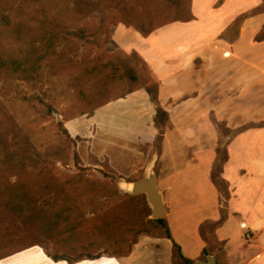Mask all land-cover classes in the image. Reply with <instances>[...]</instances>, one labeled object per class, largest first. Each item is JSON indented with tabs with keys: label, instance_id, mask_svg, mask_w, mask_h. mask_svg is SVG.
Masks as SVG:
<instances>
[{
	"label": "rangeland",
	"instance_id": "374dc122",
	"mask_svg": "<svg viewBox=\"0 0 264 264\" xmlns=\"http://www.w3.org/2000/svg\"><path fill=\"white\" fill-rule=\"evenodd\" d=\"M188 6L189 0H0V46L22 65L35 66L30 77L17 73L0 78L6 148L34 154L41 173L26 182L38 183L41 205L47 197L68 195L83 222L74 230L57 226L56 238L86 254L126 257L141 238L165 235L163 225L150 218L145 195L119 187L139 180L155 151L149 116L144 115L146 124L138 132L140 122L131 105L143 104L142 98L119 102L153 80L147 66L110 37L120 24L148 31L176 18L186 20ZM220 127L223 135L228 133ZM226 152L219 146V160ZM218 168L219 163L211 178L226 197L227 185L216 179ZM193 203L181 205L185 207L177 214L182 233L191 231ZM208 242L210 251L223 255L221 245ZM28 246L45 256L43 246L53 249L37 226L24 224L0 201V257ZM174 251L173 264H185ZM36 256L43 260L39 252Z\"/></svg>",
	"mask_w": 264,
	"mask_h": 264
},
{
	"label": "crops",
	"instance_id": "0c3cea01",
	"mask_svg": "<svg viewBox=\"0 0 264 264\" xmlns=\"http://www.w3.org/2000/svg\"><path fill=\"white\" fill-rule=\"evenodd\" d=\"M262 7V0H191L190 21L169 23L148 36L124 24L113 28L110 39L147 66L169 114L161 154L154 151L149 163L159 166L157 186L171 239L143 237L126 257L74 264H173V242L190 261L213 255L218 264H264V40L255 39L264 25ZM136 98L144 102L131 104L138 132L148 115L153 148L155 104L145 89L119 103ZM221 122L232 134L221 133ZM221 145L227 151L221 172L226 197L211 178ZM192 203L191 231L182 233L176 217L181 205ZM212 223L218 225L211 232L205 226ZM209 239L222 246L223 255L210 251ZM0 264L68 263L30 247Z\"/></svg>",
	"mask_w": 264,
	"mask_h": 264
},
{
	"label": "trees",
	"instance_id": "16d2710c",
	"mask_svg": "<svg viewBox=\"0 0 264 264\" xmlns=\"http://www.w3.org/2000/svg\"><path fill=\"white\" fill-rule=\"evenodd\" d=\"M262 2L264 4V0H262ZM188 12L189 17L186 20L176 18L170 21L169 23L176 21L185 22L193 19V15L191 13V0H189ZM238 24L239 22H237L235 26H237ZM134 29L139 32L142 36H148L151 32L154 31V29L145 31L136 27H134ZM255 39L259 41L264 40V25ZM133 54L137 56L135 53ZM34 70L35 66L32 63H29L28 66L22 65V63L17 60L16 57H11L0 46V78L2 76L7 77V75L9 76L11 74L17 73L30 77ZM144 89L149 95L151 101L155 104L153 124L157 130V133L153 140V148L155 152L160 155L162 151L161 146L164 137L165 127L169 121V114L159 104L158 84L155 82H151L149 85H146ZM218 126L219 128H221L220 126H223L228 131L227 134L224 133L225 135L232 134V130L227 128L225 126V123H218ZM6 136L7 132L4 131L2 121L0 120V145H2L0 146V148L4 153L3 156H0V201L3 202L7 212L12 214L14 217L20 219L24 224L28 226L35 225L42 231L44 237L47 240L51 241L53 244V249H48L44 246L43 249L46 255L55 262L65 261L68 264H74L85 259L94 260L101 257L102 255L99 253L90 255L80 251L77 245H70L67 239L61 241L56 238L57 226L62 225L67 230L79 229L83 222V219H77L79 211H77L76 207L71 206L67 194L64 195V197L62 198L54 199L53 197H47L45 200V204L41 205L39 203V196H36L35 191V187L38 185V183L30 185L26 182V180L31 179L37 174L41 173L40 168H38V161L33 157L34 154L30 152V149L23 148L17 153L9 151L6 148ZM226 159L227 154H225L223 160H219V153H217V158L213 165L214 168L217 167V163H219V175L216 177V179L221 180L223 183L225 182L221 178V172ZM155 171L158 172V163L155 166ZM48 186L50 185L43 184L44 188ZM56 204L57 209H55ZM71 216H74L76 219L74 217L71 218ZM152 221L162 224L165 229V235L163 237L171 239V235L165 218ZM217 225L218 223H212L207 224L205 227H207L208 230L212 232ZM29 247L30 246L25 247L21 250L27 249ZM173 248L174 250H176L177 254L180 256V258L185 264H191L193 262L183 257V255L181 254L180 246L177 245L175 242H173ZM7 256L8 255L0 257V259ZM85 256L87 258H84Z\"/></svg>",
	"mask_w": 264,
	"mask_h": 264
},
{
	"label": "water",
	"instance_id": "95a60500",
	"mask_svg": "<svg viewBox=\"0 0 264 264\" xmlns=\"http://www.w3.org/2000/svg\"><path fill=\"white\" fill-rule=\"evenodd\" d=\"M130 188L125 191L131 195L144 194L149 207L151 208L150 218L157 220L165 218L167 209L164 204L163 195L157 186V175L152 160L144 169L139 180L129 182ZM193 264H218L213 255H207L204 259L195 260Z\"/></svg>",
	"mask_w": 264,
	"mask_h": 264
},
{
	"label": "bare ground",
	"instance_id": "6f19581e",
	"mask_svg": "<svg viewBox=\"0 0 264 264\" xmlns=\"http://www.w3.org/2000/svg\"><path fill=\"white\" fill-rule=\"evenodd\" d=\"M130 186H131V185L129 184V182H127L126 184L121 183L119 187H120L121 189H127V188H130Z\"/></svg>",
	"mask_w": 264,
	"mask_h": 264
},
{
	"label": "built area",
	"instance_id": "2783aa9c",
	"mask_svg": "<svg viewBox=\"0 0 264 264\" xmlns=\"http://www.w3.org/2000/svg\"><path fill=\"white\" fill-rule=\"evenodd\" d=\"M243 226H244V225H243ZM245 237H246L247 240L251 239V232H250V230H248V231L246 232Z\"/></svg>",
	"mask_w": 264,
	"mask_h": 264
}]
</instances>
